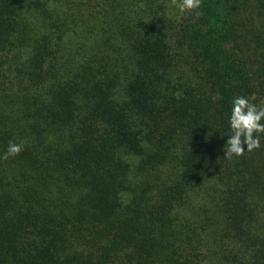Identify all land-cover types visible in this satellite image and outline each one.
I'll list each match as a JSON object with an SVG mask.
<instances>
[{
	"label": "trees",
	"instance_id": "1",
	"mask_svg": "<svg viewBox=\"0 0 264 264\" xmlns=\"http://www.w3.org/2000/svg\"><path fill=\"white\" fill-rule=\"evenodd\" d=\"M238 96L264 106V0H0V264H264Z\"/></svg>",
	"mask_w": 264,
	"mask_h": 264
},
{
	"label": "clouds",
	"instance_id": "2",
	"mask_svg": "<svg viewBox=\"0 0 264 264\" xmlns=\"http://www.w3.org/2000/svg\"><path fill=\"white\" fill-rule=\"evenodd\" d=\"M181 14L192 12L201 7L202 0H171ZM199 14V13H197ZM231 134L224 147L225 159L240 157L261 146V134H264V106H258L244 96L234 98L230 115ZM246 146V148H245ZM23 144L9 142L3 159L15 157L23 151Z\"/></svg>",
	"mask_w": 264,
	"mask_h": 264
}]
</instances>
